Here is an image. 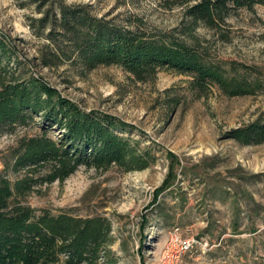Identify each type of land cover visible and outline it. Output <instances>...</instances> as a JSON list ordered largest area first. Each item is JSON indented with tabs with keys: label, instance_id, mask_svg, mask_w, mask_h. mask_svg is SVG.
I'll return each mask as SVG.
<instances>
[{
	"label": "rangeland",
	"instance_id": "obj_1",
	"mask_svg": "<svg viewBox=\"0 0 264 264\" xmlns=\"http://www.w3.org/2000/svg\"><path fill=\"white\" fill-rule=\"evenodd\" d=\"M64 3L87 5L97 17L150 37L184 38L228 75L260 87L229 96L216 85L202 92L190 75L169 68L139 81L118 65L44 67L37 58L49 29L35 20L48 5L0 0V30L14 39L25 70L84 110L126 123L120 132L153 157L142 170L81 165L63 182L38 186L25 204L54 215L106 217L111 241L100 264H264V141L242 144L232 137L235 129L264 123V3L235 11L218 27L200 23L191 35L183 34L190 27L184 6L166 8L158 0ZM39 128L0 131V172L20 137ZM51 135L60 136L57 130Z\"/></svg>",
	"mask_w": 264,
	"mask_h": 264
},
{
	"label": "trees",
	"instance_id": "obj_2",
	"mask_svg": "<svg viewBox=\"0 0 264 264\" xmlns=\"http://www.w3.org/2000/svg\"><path fill=\"white\" fill-rule=\"evenodd\" d=\"M48 5L35 20L48 43L37 59L44 67L61 62L86 69L118 65L139 81L153 78L163 68L192 77L202 92L218 86L229 96L254 94L259 84L245 76H230L221 65L205 58L183 38L148 36L94 15L87 5L64 0H39ZM166 8L185 7L191 35L200 23L211 28L224 24L239 9H252L264 0H158ZM20 60L14 39L0 30V131L39 125L24 135L10 152L0 172V264H100L108 254L111 223L106 217L52 214L25 204L40 185L63 182L81 165L125 171L142 170L153 158L139 150L120 131L127 126L116 117L86 111L64 98L42 77L29 73ZM39 119V120H37ZM59 131L55 138L51 131ZM242 144L264 141V123L254 122L233 131ZM19 174L13 180L10 177Z\"/></svg>",
	"mask_w": 264,
	"mask_h": 264
}]
</instances>
